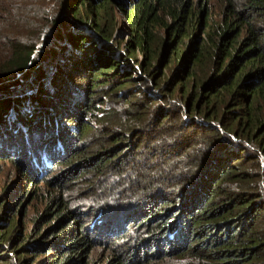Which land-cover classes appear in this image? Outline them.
<instances>
[{"label":"trees","instance_id":"1","mask_svg":"<svg viewBox=\"0 0 264 264\" xmlns=\"http://www.w3.org/2000/svg\"><path fill=\"white\" fill-rule=\"evenodd\" d=\"M3 159L0 264H264V0H0Z\"/></svg>","mask_w":264,"mask_h":264},{"label":"rangeland","instance_id":"2","mask_svg":"<svg viewBox=\"0 0 264 264\" xmlns=\"http://www.w3.org/2000/svg\"><path fill=\"white\" fill-rule=\"evenodd\" d=\"M218 11L217 9H215ZM95 18V17H93ZM30 20V18H29ZM130 20L129 16L126 13H117L116 20H113L109 23V27H114L112 30V33L119 39L117 42H120L121 46H124V43L127 39V37L131 33V26H130ZM201 33L203 35L204 32L201 30ZM53 34V30L49 27L45 28V31L41 35V39L38 43V46H43L47 42V45L51 42V35ZM139 57H141V53L138 54ZM101 95L99 99H104V101H101L99 99L95 100L96 106L100 107L101 109H105L107 106V103L105 101L107 100L101 92L97 93ZM91 114L88 116L89 120H91V123L95 122L96 125H99L101 114L98 115L96 118V114L98 113V110L95 108H92ZM101 124V122H100ZM83 185V184H82ZM43 186V184H39L38 187ZM6 187L14 188L17 190L22 189L24 190L27 188L26 183L24 182V179L21 176V172L19 171L18 167L13 165L10 160H0V190L3 191ZM29 189H33L29 188ZM34 191V189H33ZM11 192V191H9ZM29 195V194H28ZM35 195H41V194H35ZM29 198L24 201L25 207L23 209V214L17 212L15 216V225L19 228L21 232H24L28 234L32 229L35 227L34 220L36 216L40 213H42L44 209V197L43 196H28ZM22 211V210H21ZM96 219L99 220L100 218H97V216L94 217L93 220ZM92 220V221H93ZM116 224H118L117 221L114 219H110L109 223L106 225L100 224L99 226H95L94 229L96 230L98 228V232L95 234L97 238L95 237V247L91 256V263L90 264H105L107 259L111 257L112 250L110 248L109 241H106V236H110V233L116 230L119 225L116 227ZM41 225H43L41 223ZM40 228H42L40 226Z\"/></svg>","mask_w":264,"mask_h":264}]
</instances>
